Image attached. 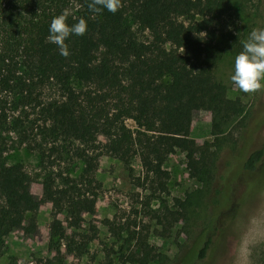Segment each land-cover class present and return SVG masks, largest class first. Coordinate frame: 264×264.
I'll return each instance as SVG.
<instances>
[{
  "label": "trees",
  "instance_id": "obj_1",
  "mask_svg": "<svg viewBox=\"0 0 264 264\" xmlns=\"http://www.w3.org/2000/svg\"><path fill=\"white\" fill-rule=\"evenodd\" d=\"M89 2L0 0V256L5 237L14 228L27 234L37 230L33 179L23 163L6 160L13 146L6 139L9 132L24 144L29 129L45 140L44 145L38 142L39 183L42 200L52 203V249L66 238L56 215L64 213L68 227L77 229L81 214L94 207L98 154L74 148L75 142L92 152L100 149L99 154L128 167L136 157L152 175L159 173L169 155L181 151L190 176L207 183L215 151L209 142L195 145L190 138L193 102H211L213 129L218 131L240 113V103L228 97L215 75L225 51L215 42L217 34L228 41L232 55L242 50L230 0H119L115 13H92ZM62 12L67 13L68 25L84 19L87 26L83 36L65 40L66 57L47 41L51 20ZM138 32H147L149 38L142 40ZM52 86L57 96L45 100V91ZM28 109L37 117L31 119ZM126 119L135 122L134 130ZM97 134L107 142L100 145ZM63 148L83 161V172L73 176L53 169L56 161L50 160L55 154L63 157ZM261 165L264 150L257 149L244 167L253 171ZM67 239L69 244L76 241ZM153 255L148 249L140 262L148 264ZM9 264H17V259L11 258Z\"/></svg>",
  "mask_w": 264,
  "mask_h": 264
},
{
  "label": "rangeland",
  "instance_id": "obj_2",
  "mask_svg": "<svg viewBox=\"0 0 264 264\" xmlns=\"http://www.w3.org/2000/svg\"><path fill=\"white\" fill-rule=\"evenodd\" d=\"M230 2L243 41L253 28L264 27V0ZM138 35L142 40L149 38L147 32ZM217 35L215 42L225 51L215 75L241 110L218 131L213 129L211 102H193L190 138L195 145L209 142L215 151L210 181L190 176L181 151L169 155L159 173L152 175L136 157L128 167L115 157L99 154L100 149L92 152L89 146L75 142L74 148L98 154L94 207L81 214L77 229L68 227L64 213L56 215L66 238L51 249L52 203L42 200L39 183L42 156L38 142L44 145L45 140L29 129L24 144L15 132H5L3 136L8 134L6 139L13 141L6 160L24 164L33 179L30 191L38 207L36 232L27 234L21 227L14 228L4 239L0 264H9L11 258L17 264H142L141 255L148 249L154 254L148 264H264V166L253 171L244 167L253 151L264 150V87L242 93L229 80L235 55L228 41ZM57 92L54 86L46 89L45 100ZM27 114L31 119L37 117L31 109ZM125 123L136 128L132 119ZM95 137L100 145L107 142L103 135ZM54 160L53 169L73 176L85 168L71 153L55 154L50 161ZM67 237H74L75 243L69 244ZM206 242L208 248L201 255ZM77 244L83 245L79 248Z\"/></svg>",
  "mask_w": 264,
  "mask_h": 264
},
{
  "label": "clouds",
  "instance_id": "obj_3",
  "mask_svg": "<svg viewBox=\"0 0 264 264\" xmlns=\"http://www.w3.org/2000/svg\"><path fill=\"white\" fill-rule=\"evenodd\" d=\"M119 8V0H90L88 9L92 13L106 10L115 13ZM67 13L55 16L48 27L47 41L56 45L61 56L69 54L65 40L70 36H83L86 22L68 25ZM229 80L242 92L253 93L264 87V27L253 28L242 42V50L234 57Z\"/></svg>",
  "mask_w": 264,
  "mask_h": 264
},
{
  "label": "crops",
  "instance_id": "obj_4",
  "mask_svg": "<svg viewBox=\"0 0 264 264\" xmlns=\"http://www.w3.org/2000/svg\"><path fill=\"white\" fill-rule=\"evenodd\" d=\"M7 241H9V239L7 238Z\"/></svg>",
  "mask_w": 264,
  "mask_h": 264
}]
</instances>
